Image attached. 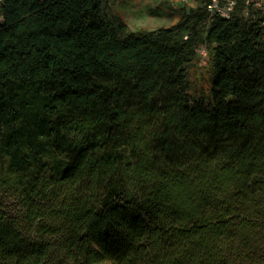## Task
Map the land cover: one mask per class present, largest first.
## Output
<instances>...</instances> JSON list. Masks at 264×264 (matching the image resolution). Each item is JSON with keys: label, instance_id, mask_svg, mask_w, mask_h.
I'll use <instances>...</instances> for the list:
<instances>
[{"label": "trees", "instance_id": "trees-1", "mask_svg": "<svg viewBox=\"0 0 264 264\" xmlns=\"http://www.w3.org/2000/svg\"><path fill=\"white\" fill-rule=\"evenodd\" d=\"M192 1H4L0 264H264V10Z\"/></svg>", "mask_w": 264, "mask_h": 264}, {"label": "rangeland", "instance_id": "rangeland-1", "mask_svg": "<svg viewBox=\"0 0 264 264\" xmlns=\"http://www.w3.org/2000/svg\"><path fill=\"white\" fill-rule=\"evenodd\" d=\"M261 2V8L264 10V0ZM188 4L182 0H107V9L110 14L119 15L128 28L135 31L173 24L180 8L188 7ZM205 62L206 60H202L200 63L198 75H201L200 72L206 73ZM194 88L197 90L198 86ZM204 88L208 91V81L204 82Z\"/></svg>", "mask_w": 264, "mask_h": 264}, {"label": "built area", "instance_id": "built-area-1", "mask_svg": "<svg viewBox=\"0 0 264 264\" xmlns=\"http://www.w3.org/2000/svg\"><path fill=\"white\" fill-rule=\"evenodd\" d=\"M4 1L5 0H0V22L3 20V14L1 12V9ZM182 1L186 3H190L192 0H182ZM240 2L244 3L245 11L247 13H249L251 11V8L253 7L257 8L262 6L261 0H210L209 3L207 4V9L211 15H220L223 16L224 18H229L236 9V6ZM198 51L203 61L209 58L208 50L205 45H201L198 48Z\"/></svg>", "mask_w": 264, "mask_h": 264}, {"label": "crops", "instance_id": "crops-1", "mask_svg": "<svg viewBox=\"0 0 264 264\" xmlns=\"http://www.w3.org/2000/svg\"><path fill=\"white\" fill-rule=\"evenodd\" d=\"M179 5V4H178ZM189 6L187 7L186 6V9H189V8H191V7H194L195 5H196V3L194 2V1H192V2H190L189 4H188ZM180 6V5H179ZM181 11H182V7L180 8V13H178V16H176V19H175V21H174V23H176V22H178L179 20H180V18H181ZM173 23V24H174ZM155 29V28H154Z\"/></svg>", "mask_w": 264, "mask_h": 264}]
</instances>
